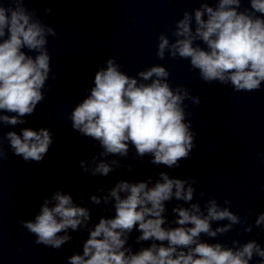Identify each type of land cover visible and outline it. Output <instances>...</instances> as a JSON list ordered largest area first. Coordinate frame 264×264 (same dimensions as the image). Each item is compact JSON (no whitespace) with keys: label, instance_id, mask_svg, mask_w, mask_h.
Instances as JSON below:
<instances>
[{"label":"clouds","instance_id":"1","mask_svg":"<svg viewBox=\"0 0 264 264\" xmlns=\"http://www.w3.org/2000/svg\"><path fill=\"white\" fill-rule=\"evenodd\" d=\"M242 2L217 0L211 6L202 0L191 12L184 11L172 32L174 41L164 33L158 36L157 57L163 60L167 53L173 59L190 60L209 84H230L237 92L259 90L264 82V0H248L250 6L241 10ZM48 36L56 37L57 32L35 10L29 11L25 0H0V126L25 124L24 118L44 101L51 73ZM105 63L96 71L89 94L70 114L73 130L97 141L101 149L90 161H80L82 171L102 177L124 167L132 172L131 166L108 157L127 158L133 148L136 157L149 156L153 165L180 167L196 147L192 113L186 112L184 102L199 105V96L190 95L184 86L173 88L164 66L153 65L130 76L115 58ZM51 78L56 74L51 73ZM5 140L13 155L37 163L54 142L49 128H22L20 134L8 131L0 136V161L9 158ZM197 182L167 172H160L155 181L151 177L139 182L120 180L105 195L90 196L92 204H111L114 209V216L101 217L91 227V210L57 190L44 198L34 219L19 223L35 235L37 245L53 249L72 239L69 230H87L82 254L74 253L67 264H251L254 257L264 264V246L255 239L233 240L232 246H226L201 238L215 239L246 221L215 198L206 200L203 208L192 202ZM204 195L201 191L200 198ZM173 200L183 203L175 204L171 209L175 218L169 220L166 203ZM220 221L227 223L214 228L213 223ZM254 226L264 230V213L256 216ZM134 230L140 233L137 244L150 245L134 251L129 244ZM252 230L251 224L244 228L246 233Z\"/></svg>","mask_w":264,"mask_h":264}]
</instances>
